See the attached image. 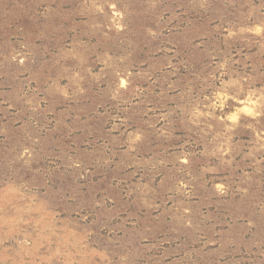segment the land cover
I'll return each mask as SVG.
<instances>
[{
	"label": "rangeland",
	"instance_id": "374dc122",
	"mask_svg": "<svg viewBox=\"0 0 264 264\" xmlns=\"http://www.w3.org/2000/svg\"><path fill=\"white\" fill-rule=\"evenodd\" d=\"M0 264H264V0H0Z\"/></svg>",
	"mask_w": 264,
	"mask_h": 264
}]
</instances>
